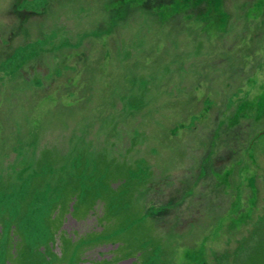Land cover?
Listing matches in <instances>:
<instances>
[{"label":"rangeland","instance_id":"1","mask_svg":"<svg viewBox=\"0 0 264 264\" xmlns=\"http://www.w3.org/2000/svg\"><path fill=\"white\" fill-rule=\"evenodd\" d=\"M192 1L0 0V264L12 225L74 264L65 234L124 211L138 239L81 264H264V0Z\"/></svg>","mask_w":264,"mask_h":264},{"label":"trees","instance_id":"2","mask_svg":"<svg viewBox=\"0 0 264 264\" xmlns=\"http://www.w3.org/2000/svg\"><path fill=\"white\" fill-rule=\"evenodd\" d=\"M176 1L177 0H144V5H145L146 9L151 12L153 9H156V8H161L164 6L173 5L174 3H176ZM218 1L219 0H194L191 3L193 5V9H197V7L202 5L205 7H211L214 10H216L219 7ZM172 2H173V4H172ZM186 2H190V0H186ZM207 10H208V8H207ZM236 126L238 127V124ZM228 152L230 153V155H232V149H229ZM222 169L212 171V174L215 176H220L224 170V169L223 170ZM36 175H39V174H36ZM6 185H7V182H0V186L2 189L5 188ZM61 193H62V196L59 195L55 202L51 201L49 203V206L47 208L46 213H50V215H49L48 219L43 220V222H45L46 220L48 221L47 227L50 228V234H51L50 238L51 239H53L56 236L57 232L61 230L62 223H63L62 217L64 214H67L70 211V210L68 211L69 203L72 202L73 198H75L76 195L74 193H77V191L75 189L72 190L71 186H67L66 188L65 187L63 188ZM23 204H24V202L20 206L21 209H23V207H24ZM74 206L75 205H73L74 210H72V212L70 213L71 218L74 217L73 216V213L75 211ZM24 212L25 211L22 210V213H24ZM123 213H125V211L122 212L121 214H119L118 216H115L116 213L111 212V214L113 216V217L111 216L112 218H110V216L109 217L107 216V214H110V213L100 214L102 217L99 215L100 217L98 216V218H99V220H101V222L104 225H102L101 227L99 226L95 229L93 228L92 231H90L89 233L85 232L84 234H81L80 236H77L78 234L76 232H75V236H70V235L65 234V239H64V242L62 244L63 249L65 250V253H67L70 250L76 251L74 259H70V261L73 260L74 264H81L82 261H84L83 251L89 250L90 247H92L91 245L94 246V245H96V243L99 244L103 241H107V242H110L107 244H109L111 247H114L115 245L121 244L119 247H117L111 251V254L112 253L117 254L118 251H120L124 247L126 248L125 243L130 242L134 238L138 239L136 237L137 227L135 225H131V224H133L132 222L134 221V218H130L129 216H127V214H123ZM20 214L21 213L18 212V215H20ZM125 216L129 217V219L124 220L123 217H125ZM120 217H122V218L116 220L117 218H120ZM149 217L153 218L154 214L149 216ZM119 220H120V222L117 223V221H119ZM104 226H105V228H102ZM109 226H111V227L113 226V227H115V229L111 230V228ZM142 228H144V230L148 231V233H149V229L151 227L148 226L145 221H143L142 222ZM17 229H18L17 226L12 225V228L10 229L11 233H10V231L8 233V239L4 245V250L8 249V250H10V253L8 251V253L2 257L1 263L2 264H11L10 262L5 263L6 260L4 259V257L7 255V257L9 256V258L13 257L12 259H15L18 256L19 257L18 259H20L19 264H52L49 261V258H50L49 253L51 254L52 249L48 246V244L44 245V246H39L38 248L36 247L34 249L35 252H34L33 258H30V257L25 255V252L27 250L24 253H22V250H23L22 246H24L25 244H27V246H28V243L24 241V239H25L23 237L24 233L17 232ZM106 231H107L108 235L106 234ZM118 231H119V233H118ZM50 238L47 239L46 241L50 240ZM74 239H76V240H74ZM128 239H131V240H128ZM41 247L44 248L43 251H41ZM141 247H142V245H140L137 250H134L133 254L130 258H132V257L136 258V256L138 254H140L137 257H143L146 259V256H145L146 254L144 253V251L142 250ZM0 253H2V252H0ZM47 255L49 257H47ZM118 258H119V256H117V258L114 257L112 259V263L117 262ZM127 259H128V257H127ZM105 262H106V264H109L111 261L106 260V261H103L102 263L100 262L98 264H105Z\"/></svg>","mask_w":264,"mask_h":264}]
</instances>
